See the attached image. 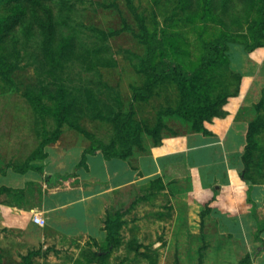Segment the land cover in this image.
<instances>
[{"label":"rangeland","instance_id":"1","mask_svg":"<svg viewBox=\"0 0 264 264\" xmlns=\"http://www.w3.org/2000/svg\"><path fill=\"white\" fill-rule=\"evenodd\" d=\"M67 1L57 16L55 40L46 48L37 23L31 34L22 25L3 33L5 20L14 15L26 18L29 13L0 0L2 164L24 167L45 156L66 153L72 165L81 151L89 154L99 144L117 139L120 122L128 119L124 127L133 132L138 126L155 127L163 115L169 128L162 131L164 140L192 132L187 122L166 115L165 111L180 104V90L173 81L159 82L146 96L135 98L134 89L147 84L143 65L160 38H164L168 58L179 59L186 72H195L201 64L203 42L232 36L230 67L201 71L192 83L209 99L232 94L228 102L238 96L248 73L252 88L240 118L250 123L257 115L264 117V63L254 64L248 58L258 48L250 53L244 50L260 19L259 0L238 2L239 11L227 16L220 9L206 13L199 0H132L143 25L126 0ZM45 12L40 8L41 16ZM143 27L148 33L145 41L140 38ZM114 31L117 34L107 41L101 38L102 32ZM67 38L73 39L68 49L64 48ZM163 58L157 48L154 61ZM31 99L39 100L41 111ZM60 103L74 108L58 128ZM58 130L60 135L53 139ZM256 141L246 176L264 187V129ZM154 146L153 137L144 133L131 157ZM201 188L189 177L172 182L155 179L120 192L105 218L120 212L124 224L103 264H240L232 240L219 233L209 214L212 191ZM231 224L227 228L239 234L240 227ZM80 247L57 250L41 264H101L93 253L102 254L105 241L87 240Z\"/></svg>","mask_w":264,"mask_h":264},{"label":"crops","instance_id":"2","mask_svg":"<svg viewBox=\"0 0 264 264\" xmlns=\"http://www.w3.org/2000/svg\"><path fill=\"white\" fill-rule=\"evenodd\" d=\"M248 58L263 64L264 48ZM252 80L246 73L238 96L223 107L225 117L205 122L207 135L189 132L163 139L127 160L107 159L96 150L81 151L72 165L63 153L19 167L2 164L0 157V264H41L57 250H81L87 240L105 241V216L120 192L155 179L189 177L203 192L212 191L209 214L219 233L232 240L236 256L264 264V187L242 178L249 123L240 114ZM35 216L45 225L36 223ZM231 223L240 227L239 234L227 228Z\"/></svg>","mask_w":264,"mask_h":264},{"label":"trees","instance_id":"3","mask_svg":"<svg viewBox=\"0 0 264 264\" xmlns=\"http://www.w3.org/2000/svg\"><path fill=\"white\" fill-rule=\"evenodd\" d=\"M9 3H15L25 13H29L26 18L19 17L17 15L8 18L2 23L3 33H8L10 29L21 26L27 34H31L34 30V26L37 23L42 36L44 38V45L46 48H50L54 42L56 33V20L59 12L62 13L64 8L68 6L67 0H56L55 4L52 5L51 2L54 0H6ZM129 9L135 14L137 20L141 25L142 17L136 12V8L132 3V0H126ZM202 4L206 13L216 11L217 9L222 10L225 16L233 14L238 10L237 3L244 2L247 3L248 0H199ZM259 14L260 19L252 27V42L244 43V50L247 53L252 52L257 48L264 47V0H259ZM40 8L46 10L45 16L39 14ZM57 8V14H55V9ZM117 34V32H102L101 38L107 41L110 37ZM148 36L147 30L143 27V33L140 35L142 41H145ZM72 38H67L64 44V48L68 49L67 46L73 45ZM249 40V38H247ZM155 48H151L148 60L144 63L142 72L147 76L148 81L145 87L135 88V98L140 96H146L148 90L159 82H166L167 80L173 81L180 90V104L177 109H168L166 115L176 116L183 121L187 122L191 126V131L196 133H203L207 135L209 132L205 128V122L212 121L216 117H225L226 112L223 107L226 105L228 98L232 94H225L223 96L217 97L216 99H209V96L201 94L199 90L193 85V78L200 74L201 71H206L208 73L213 72L215 69H220L222 67H230L231 61V43L235 40L230 35H225L223 37H218L211 42L202 43V56L201 64L195 72H186L179 59L178 61H173L167 57L164 51V38L155 40ZM160 48L163 51L164 58L160 61H154L156 56V50ZM74 50V48H73ZM237 95V93H236ZM235 95V96H236ZM33 105L41 111L39 100L31 99ZM73 104V103H72ZM263 104V103H261ZM257 106V109H260ZM71 108H74L71 105ZM70 106L63 105L60 103L59 109V124L58 128L67 122L68 115L70 111ZM130 120L121 121L119 124V134L118 138L114 139L110 144H99L90 153L96 150H101L104 156L109 158H121L127 160L134 153V148L136 146H141V136L142 134H147L153 137L155 140V146L162 144V131L163 129H169L164 123L163 115H160L158 123L155 127H141L138 126L133 132L126 130L124 126L128 124ZM264 129V117L258 116L256 119L249 123L247 135H246V146L244 150V155L242 157L245 168L242 172V178L250 184H254L249 176H246L247 169L249 168L250 159H252V150L257 146L256 136ZM60 131L58 130L53 139L58 138ZM143 148V147H142ZM22 170V169H21ZM23 171V170H22ZM161 181L162 179H157ZM123 214L117 212L114 217L107 216L105 221V249L103 253H93V257L96 261H100L101 264L104 263L109 249L115 244V238L118 235L119 230L124 224ZM37 254V252L32 253L30 256L26 257L25 261H30L31 257ZM240 264H253L252 257L247 256L240 261Z\"/></svg>","mask_w":264,"mask_h":264},{"label":"built area","instance_id":"4","mask_svg":"<svg viewBox=\"0 0 264 264\" xmlns=\"http://www.w3.org/2000/svg\"><path fill=\"white\" fill-rule=\"evenodd\" d=\"M34 220L36 221V223H38L40 225H45V221L39 216H35Z\"/></svg>","mask_w":264,"mask_h":264}]
</instances>
